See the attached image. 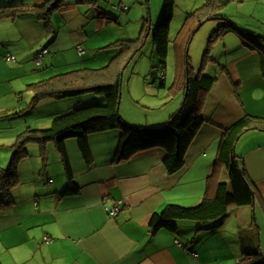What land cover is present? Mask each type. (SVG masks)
<instances>
[{
  "label": "crops",
  "instance_id": "0c3cea01",
  "mask_svg": "<svg viewBox=\"0 0 264 264\" xmlns=\"http://www.w3.org/2000/svg\"><path fill=\"white\" fill-rule=\"evenodd\" d=\"M46 1L14 2L29 8ZM67 3L53 14L49 29L31 11L0 20V170L10 165L12 149L14 153L18 137L28 129L49 128L57 115L78 104L105 103L103 96L90 94L36 103L33 97L29 99L34 94V84L59 74H52L54 68L67 65H73V70L101 68L118 53L100 46L89 52L86 45L92 32L112 21L99 18L98 12L90 11L81 0ZM101 39L106 43L104 37ZM238 39L224 37L222 52L236 50L226 57L225 65L217 61L215 51L212 53L216 61L209 63L206 72L213 64L220 66L213 65L218 79L202 109L205 123L186 152L185 166L176 173L166 170L163 164L166 152L162 148L148 149L119 161L124 138L119 129L91 134L88 155L76 138L68 139L65 146L69 177L54 141L46 143L45 153L42 144L30 142L26 147L28 157L18 165L20 181L9 191L11 201H4L0 182V264H237L245 252L259 249L264 255V131L261 130L246 131L235 144V153L242 158L257 191L254 205L232 207L223 219L178 220L176 232L160 229L154 233L149 225L154 213L169 204L199 205L210 189L209 178L225 131L246 114L264 117L261 57ZM45 48L48 51L42 54ZM79 48L83 49L82 54ZM68 51L80 59L65 64L62 54ZM25 52L31 60L35 58L37 69H30L22 60L21 54ZM13 54L15 61L9 58ZM40 54L41 62H37ZM179 55L177 50V67ZM163 79L165 85L161 88H166V77ZM171 87L172 98L161 105L165 107L157 117L129 120L130 115L121 104L122 118L135 127L164 126L181 108L186 92L182 87L177 90ZM160 94L159 91L157 95ZM54 163L60 167L58 171ZM216 167L213 181L224 178L229 181L226 166L218 163ZM70 180L74 189L63 194ZM115 206H119L116 215L110 213Z\"/></svg>",
  "mask_w": 264,
  "mask_h": 264
},
{
  "label": "trees",
  "instance_id": "16d2710c",
  "mask_svg": "<svg viewBox=\"0 0 264 264\" xmlns=\"http://www.w3.org/2000/svg\"><path fill=\"white\" fill-rule=\"evenodd\" d=\"M244 0H206L201 8L189 13L180 29L175 44L177 46L179 65L172 90L182 87L187 91L186 99L181 108L170 117L167 123L160 128L135 127L128 124L120 115L119 101L123 86V70L125 63L130 64L143 47L144 36L136 39L119 41V52L110 63L101 68H79L66 73L54 75L33 85V102L45 99L64 100L78 99L83 95H98L105 98V103L78 104L65 113L57 115L51 127L41 130L28 129L21 134L14 146V153L10 165L0 170V182L3 186L4 201L10 199V188L19 183V162L28 157L27 145L30 142L45 145L54 141L63 156L67 175H70L69 159L65 143L68 139L76 138L85 155L89 154L88 138L91 134L119 129L124 138L119 148V161L130 159L139 152L162 148L166 152L164 166L169 173H176L185 166V155L195 135L205 123L202 114L206 98L218 76L207 73L209 63L216 61L212 54L215 46L229 33H235L243 46L256 51L261 57V67L264 75V36L247 32L238 27L233 20L220 17L219 12L234 2ZM90 11H97L99 18L117 21L118 17L103 9L99 0H81ZM9 3V4H8ZM13 0L0 5V20L14 18L20 12L31 11L39 19L45 21L48 29L53 14L66 6L67 0H47L29 8L14 4ZM175 15V0H164V10L159 23L150 32L156 48V64L152 66V75L161 78L160 87L165 85L161 75L167 67L170 51V30ZM220 17L221 23L210 35L206 51L199 72L192 71L188 46L199 28L208 20ZM147 20V19H146ZM148 28V27H147ZM145 31H148V29ZM14 61V60H12ZM226 69V66L223 67ZM188 74V76H186ZM188 77V88H187ZM187 88V89H186ZM185 89V90H184ZM257 129L264 131V117L246 114L234 122L222 138L217 156L216 166H226L229 181H217L213 178L217 167L209 178L210 189L203 201L194 207H185L177 204L167 205L161 212H156L150 219V227L155 233L160 229L177 231L178 220L205 221L223 219L232 207L251 206L256 203L257 191L250 181L243 165V160L234 150L235 144L246 131ZM63 194L71 193L74 189L72 180ZM73 188V189H72ZM73 193V191H72ZM237 264H264V255L261 250L245 252Z\"/></svg>",
  "mask_w": 264,
  "mask_h": 264
},
{
  "label": "rangeland",
  "instance_id": "374dc122",
  "mask_svg": "<svg viewBox=\"0 0 264 264\" xmlns=\"http://www.w3.org/2000/svg\"><path fill=\"white\" fill-rule=\"evenodd\" d=\"M205 1L206 0H175V15L170 30V51L167 67L164 70L165 75H161L163 78L166 77L167 87L161 88V78H155L151 73L153 64L157 62V57L155 56L156 48L150 32L160 21L164 10V0H99V4L111 11V14L116 15L119 20L109 22V25L101 28L99 31L95 30V32H92L93 34L91 35L90 42L86 45V48H89V52H93L96 50L93 48H97L98 46L103 47V49L107 47L108 49L118 50L119 41L120 43H124V40L136 39V37L144 36L142 49L130 64L127 62L125 63L124 68L126 69L123 70L124 73L122 75L123 86L120 108L122 104L123 111L130 115L128 116L129 120H131V117L141 118L143 120L147 117L155 118L163 112L162 108L165 106L161 107V105L171 100L172 95L169 93L170 87L174 82L177 72V46L175 44L177 35L188 14L201 8ZM5 4H7V0H0V5ZM124 6L128 9L123 8ZM227 14L230 16H227ZM219 15L223 18L227 17L230 20V17H232L234 19L233 22L235 21L242 30L264 36L257 32H264V0H244L243 2L231 3L223 8L219 12ZM220 17H215L206 21L203 26L199 28L200 30H198L190 44V63L193 68L192 71L194 72L200 71L209 37L220 25L222 19ZM146 28L148 31L144 32ZM227 35L233 36V38H239L235 33H229ZM102 37H104L106 43L102 41ZM224 41V38H222L213 49V51H215L214 55L218 59L217 61L223 65H225L226 57L232 55L236 51L232 49L228 54L223 53L222 48L224 47ZM225 44H228V41H226ZM27 53L28 52L21 54L22 60L27 62L30 69H37L35 58L31 60L30 55ZM62 56L65 64H70L80 59L76 53L69 51L62 54ZM109 63L110 62H106L105 65ZM213 65L209 67L207 72L215 75L213 71L215 70L214 66L218 65L219 67L220 64ZM73 67V65L58 66L53 69L52 74L66 73L67 71L73 70ZM56 70L57 72H55ZM159 91L161 94L157 95ZM33 96L34 94H30L29 99ZM181 97L183 96L181 95ZM11 153L13 154V149ZM53 165H57V168H55L56 171H58V168L60 169L57 163ZM224 181L228 180L224 178Z\"/></svg>",
  "mask_w": 264,
  "mask_h": 264
},
{
  "label": "built area",
  "instance_id": "2783aa9c",
  "mask_svg": "<svg viewBox=\"0 0 264 264\" xmlns=\"http://www.w3.org/2000/svg\"><path fill=\"white\" fill-rule=\"evenodd\" d=\"M47 51H48V49L45 48V49L43 50L42 54L46 53ZM79 53L82 54V53H83V49L79 48ZM42 54H40V56L37 58V62H41V55H42ZM9 58H10L11 60H14V61L16 60V57H15L14 55H10ZM118 210H119V206H115V208H113V209L110 210V213L116 215L117 212H118Z\"/></svg>",
  "mask_w": 264,
  "mask_h": 264
},
{
  "label": "water",
  "instance_id": "95a60500",
  "mask_svg": "<svg viewBox=\"0 0 264 264\" xmlns=\"http://www.w3.org/2000/svg\"><path fill=\"white\" fill-rule=\"evenodd\" d=\"M188 50H189V49H188ZM187 88H188V83H187ZM187 88H186V89H187ZM186 95H187V91L185 92L184 100L186 99ZM121 96H122V93H121ZM121 96H120V97H121ZM120 102H121V99H120V101H119V105H120ZM234 150H235V147H234Z\"/></svg>",
  "mask_w": 264,
  "mask_h": 264
}]
</instances>
